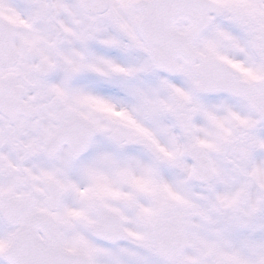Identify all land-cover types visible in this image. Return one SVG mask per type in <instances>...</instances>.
Returning a JSON list of instances; mask_svg holds the SVG:
<instances>
[{
    "label": "snow or ice",
    "instance_id": "obj_1",
    "mask_svg": "<svg viewBox=\"0 0 264 264\" xmlns=\"http://www.w3.org/2000/svg\"><path fill=\"white\" fill-rule=\"evenodd\" d=\"M0 264H264V0H0Z\"/></svg>",
    "mask_w": 264,
    "mask_h": 264
}]
</instances>
